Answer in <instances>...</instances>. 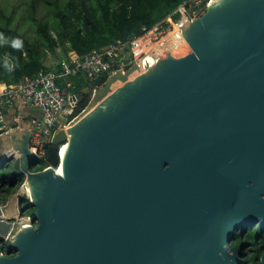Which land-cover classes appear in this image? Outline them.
Instances as JSON below:
<instances>
[{"label":"water","instance_id":"water-1","mask_svg":"<svg viewBox=\"0 0 264 264\" xmlns=\"http://www.w3.org/2000/svg\"><path fill=\"white\" fill-rule=\"evenodd\" d=\"M181 31L95 111L58 118L47 168L32 171L30 130L0 129L25 178L0 202V264H240L235 231L264 225V0H215Z\"/></svg>","mask_w":264,"mask_h":264},{"label":"trees","instance_id":"trees-1","mask_svg":"<svg viewBox=\"0 0 264 264\" xmlns=\"http://www.w3.org/2000/svg\"><path fill=\"white\" fill-rule=\"evenodd\" d=\"M183 0H21L19 4L4 7L0 0V33L8 43L0 45V84H15L25 77L36 74L39 70H60L59 63L51 67L48 55L57 56L62 53L75 52L84 56L92 50H100L117 41H131L141 34L142 27L151 28L155 23L172 13ZM19 38L23 48L11 47V40ZM180 37L170 33L166 38V48H172ZM141 38L139 44L131 46L135 56L141 55L147 44ZM16 64L12 72H8L3 63ZM62 58V59H63ZM61 59V60H62ZM60 60V61H61ZM108 74L96 81L72 77L73 91L80 95L78 107L82 109L88 96L84 87L92 83V87L100 86ZM77 110V111H78ZM34 161L31 163V168ZM2 163L0 168H5ZM42 167L34 168L40 171ZM24 176H14L9 172H0V202H5L24 182ZM21 216H31L35 208L28 198H22ZM254 226V227H253ZM231 245L240 246V264H259L264 253V225L252 222L235 231Z\"/></svg>","mask_w":264,"mask_h":264},{"label":"built area","instance_id":"built-area-1","mask_svg":"<svg viewBox=\"0 0 264 264\" xmlns=\"http://www.w3.org/2000/svg\"><path fill=\"white\" fill-rule=\"evenodd\" d=\"M215 0H183V2L164 19L155 23L151 28L142 27L141 34L131 41H117L100 50H92L84 56L75 52L67 53V58L59 62L60 70L41 69L30 77L23 78L15 84H0V129L5 133L20 134L30 130L29 149L33 156L34 168H47V148L56 128L58 118L66 120V126L78 115L75 111L79 107L81 97L73 91L74 86L70 78H83L86 81H96L103 74L113 73V69L125 65L148 67L157 59L153 55L155 48L166 46V38L170 33L182 36V29L189 25L201 11L205 10ZM141 38L148 40L141 55L135 56L131 46L138 45ZM128 59L127 64L124 61ZM117 70V69H116ZM28 111H37L39 116L29 121ZM13 112L11 117L8 114ZM15 126V127H12ZM58 156L61 159V149ZM11 149L3 152V157H17ZM43 163V164H42ZM42 164V165H41ZM57 167H54L57 170ZM28 195V191L23 192ZM21 226H29V216L22 217ZM36 226V222H35Z\"/></svg>","mask_w":264,"mask_h":264},{"label":"rangeland","instance_id":"rangeland-1","mask_svg":"<svg viewBox=\"0 0 264 264\" xmlns=\"http://www.w3.org/2000/svg\"><path fill=\"white\" fill-rule=\"evenodd\" d=\"M20 2H21V0H2V3H3V6L4 7H11L12 6V4H19L20 5ZM165 46V45H164ZM165 49H166V52L167 51H169L170 49H167L166 48V46H165ZM63 57H62V53L61 52H59V54L57 55V56H53V55H51V54H49L48 55V63H50L51 65L50 66H56V64L62 59ZM136 67V65L135 64H131V65H125V66H123V67H121V68H116V69H113V75H120V76H124L125 74H127L129 71H131V70H133L132 72H134V68ZM131 72V73H132ZM112 75V76H113ZM112 78V77H111ZM123 79V78H122ZM110 81H111V79H110V76H108L107 75V77H106V80L100 85V86H98V87H92V83H88V85H86L85 87H84V93L85 94H87V96H88V101H87V103H86V105L82 108V109H79L78 110V108H77V110L75 111V114H77L78 116L79 115H81L84 111H85V109L92 103V102H94V101H96L97 100V98H98V100L100 99L101 100V98H99L100 96H101V94L104 92V91H106V87H107V84L108 83H110ZM123 80H119V81H117L114 85H119L121 82H122ZM100 95V96H99ZM59 129V125L57 126V128H56V131ZM3 158L4 157H2V155H1V153H0V166L2 165V163H3ZM16 159L14 158V157H11V160L10 161H8L6 164H8V165H6V167L5 168H0V172H2V171H7V172H9L10 171V169H11V165H12V163L15 161ZM43 164V163H42ZM41 164V165H42ZM21 185H23V184H21ZM21 185L18 187V188H15L12 192V194L11 195H15V192H17L16 194H19V192H20V187H21ZM9 196V195H8ZM23 196H26L23 192L19 195V198H20V200H19V202L21 203V198L23 197ZM7 199H8V197H7ZM6 199V200H7ZM11 208H12V212H7L8 213V215H13L14 213H16V210H17V208L15 207L16 206V202H15V200H14V197H13V199H11ZM19 212H20V210H19ZM22 217H26V216H22ZM30 217V216H29ZM37 223V222H36ZM253 223V222H252ZM253 225H255V223H253ZM17 227H19V225H16L15 227L13 226V233L15 234V232H17V230L19 229H17ZM254 227V226H253ZM232 242V241H231ZM1 243H3L2 245H1ZM0 245L1 246H3V248H5V247H8L7 246V244L5 243V241H2L1 239H0ZM3 252H4V254L5 255H7L8 254V250H3Z\"/></svg>","mask_w":264,"mask_h":264},{"label":"bare ground","instance_id":"bare-ground-1","mask_svg":"<svg viewBox=\"0 0 264 264\" xmlns=\"http://www.w3.org/2000/svg\"><path fill=\"white\" fill-rule=\"evenodd\" d=\"M214 1H212L211 2V4L213 3ZM188 25V24H187ZM186 25V26H187ZM186 26H184L183 28H185ZM184 43V41H183V38H182V36H180V40H179V42L178 43H176L169 51H167L166 52V49H165V46L164 45H162V46H160V47H156L155 48V51H154V53H153V55L155 56V59H157V58H162L163 57V55H165V54H168V53H170V52H172V51H174L175 49H177L179 46H181L182 44ZM146 67H142V66H136L135 68H134V72H132L130 75L131 76H133V75H136V74H140L141 72H145L146 71V69H145ZM114 76V75H113ZM113 76H112V78H111V81H110V83L108 84V86L106 87V91L104 92V93H102L101 94V96L99 97V98H101V100L99 101V102H102V101H107V98L109 97V96H111L112 94H113V92L117 89V88H119L121 85H122V83L123 82H121L119 85H114L117 81H121L122 80V76H118V75H115V76H117V77H115V78H113ZM98 99V98H97ZM97 104H98V100H96V101H94V102H92L86 109H85V111L81 114V115H79V116H77L74 120H77L79 117H83V116H86V115H88V114H90L91 112H93V111H95L96 109H97ZM70 126H72V123H71V125H68V127H63V129H64V131L67 129V128H69ZM68 148V143L64 146V147H62V149H61V153H60V155H61V158H64V156H65V153H66V149ZM57 172V174H61V172H62V170H61V166L56 170ZM29 192H30V190H29ZM5 215L6 216H10V215H8V213L7 212H5ZM25 224V226H28V225H26V223H24ZM19 227H22L20 224H19ZM19 227H17V229L19 228ZM13 229V228H12Z\"/></svg>","mask_w":264,"mask_h":264},{"label":"clouds","instance_id":"clouds-1","mask_svg":"<svg viewBox=\"0 0 264 264\" xmlns=\"http://www.w3.org/2000/svg\"><path fill=\"white\" fill-rule=\"evenodd\" d=\"M4 43H8V40L3 36L2 33H0V45L4 44ZM11 47L13 49H16V50H21L23 48V41L19 38H13L11 40ZM13 59L12 58V62L9 63L7 59H5L4 63H3V67L8 71V72H12L15 67H16V64L13 63ZM2 157H3V153H2ZM8 165V164H6Z\"/></svg>","mask_w":264,"mask_h":264},{"label":"crops","instance_id":"crops-1","mask_svg":"<svg viewBox=\"0 0 264 264\" xmlns=\"http://www.w3.org/2000/svg\"><path fill=\"white\" fill-rule=\"evenodd\" d=\"M60 62V61H59ZM58 62V63H59ZM51 67H53V66H51ZM11 115H13V112H10L9 114H8V117H7V119L9 118V117H11ZM27 115H29V121H30V118H32V117H38L39 116V114H38V112L37 111H28L27 112ZM13 135H15V134H13ZM8 150H10V149H8V147H6V143H5V141H4V139H1V142H0V153H1V155H2V153L4 152V151H8ZM15 159L17 158V157H14ZM10 196V195H9ZM8 200V199H7Z\"/></svg>","mask_w":264,"mask_h":264},{"label":"flooded vegetation","instance_id":"flooded-vegetation-1","mask_svg":"<svg viewBox=\"0 0 264 264\" xmlns=\"http://www.w3.org/2000/svg\"><path fill=\"white\" fill-rule=\"evenodd\" d=\"M35 223V222H34ZM3 243H1L2 245ZM0 245V250H9L7 247L3 248V246Z\"/></svg>","mask_w":264,"mask_h":264}]
</instances>
